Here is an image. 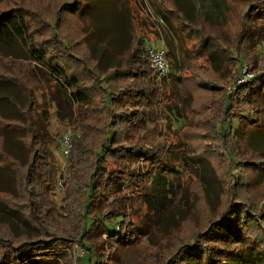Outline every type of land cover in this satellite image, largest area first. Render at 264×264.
I'll return each mask as SVG.
<instances>
[{
  "label": "trees",
  "instance_id": "obj_1",
  "mask_svg": "<svg viewBox=\"0 0 264 264\" xmlns=\"http://www.w3.org/2000/svg\"><path fill=\"white\" fill-rule=\"evenodd\" d=\"M190 1L154 0V4L183 55L195 64L186 68L179 81L191 97L184 112L182 135L190 147L199 151L193 152L196 156L211 163L216 177H228L229 199L215 219L218 212H214L208 197L200 188L193 190L194 207L177 224L178 228L187 227V232L163 264H264V196L253 204L242 192V196L236 192L237 187L248 185L261 175L264 163V151L248 143L264 114V70L256 74L252 71L259 43L251 41L254 25L248 21L255 17L264 23V0H246L242 7L247 8L230 43L225 41L224 26L231 22V1L221 0L225 14L215 24L209 22L205 11L194 24L189 18ZM84 4V0H0V37L4 33L13 36L42 70L44 78L41 87L32 85L28 80L31 78L20 75L10 63L12 60L0 58V82L18 86L25 95L20 109L23 120L0 113V166L10 169L15 180L14 192L0 190V202L21 213L35 230L34 234L16 233L7 222H0V264H70L66 251L72 245L84 252L75 257V262L86 254L89 264H105L101 259L104 240L100 245L87 246V237L97 233L114 241L133 238L134 225L126 215L130 199L150 187H164V173L176 165L172 156L180 148L172 150L178 145L168 133L171 126L166 124L168 116H164L166 105L159 102L160 80L167 76L157 78L147 54L149 41L156 45L161 39L158 31L153 24L130 16L133 45L121 52L116 65L103 71L90 46ZM217 6L216 2L212 5ZM68 15H75L84 23L78 42L63 32ZM216 54L221 57V64ZM198 61L207 64L196 68ZM223 66L228 70L225 76ZM243 67L253 75L238 84ZM170 74L168 66L167 75ZM45 87L52 95L60 89L67 94L70 104L64 125L80 131L70 138L69 166L76 154L89 160L81 185V209L76 216L80 223L75 230L57 220L58 209L46 190L55 179L57 160L51 147L58 143L38 125L36 91L46 90ZM215 94H221L220 98L213 99ZM240 99L249 105L251 114L236 111ZM234 121L240 131L242 124L249 127L241 134L245 152H237L232 146ZM12 131L22 133L21 143L27 151L24 161L5 148L6 134ZM246 172L244 179L242 173ZM120 186H125L127 192L121 196L113 194ZM100 200L105 205L98 212ZM197 212L194 221L185 224ZM119 215L121 220L116 227L105 222ZM233 242L236 246L232 247Z\"/></svg>",
  "mask_w": 264,
  "mask_h": 264
},
{
  "label": "rangeland",
  "instance_id": "obj_2",
  "mask_svg": "<svg viewBox=\"0 0 264 264\" xmlns=\"http://www.w3.org/2000/svg\"><path fill=\"white\" fill-rule=\"evenodd\" d=\"M84 1L83 10L87 21L86 28L90 30V46L93 55L100 61V67L103 71L116 65L121 52L133 45V38L129 31L130 16L141 22L153 24V27L158 31L161 39L158 38L156 45L163 47L167 53V68L169 66L171 72L166 78L160 80L162 90L159 94V102L166 105L164 116H168L166 124L171 126L168 133L170 139L178 145V148H172V150L177 151L180 148V151L172 156L176 165L171 171L164 173L166 179L164 187L158 186V190L150 187L141 196L132 197L129 201L130 204L126 206V215L134 225L131 228L134 237L114 241L107 239L106 235L99 236L94 233V235L87 237L86 244L87 246H91V243L100 245L101 241L104 240L105 249H103L104 255L101 259L104 260L105 264H163L168 261L171 252H174L176 247L179 246V238L187 232V227L178 228L177 224L194 207L193 201L196 197L192 196L193 190L196 191V188H200L208 197L214 212H218L215 219L218 218L219 211L227 204L229 199L228 187L230 181L228 177H216L211 163L202 157L196 156L195 153L198 154L199 151L194 147H190L188 140L186 141L182 135L181 127L184 123V112H186L191 102V97L185 94L179 81L185 71L195 64L190 62L179 49L167 22L157 13L154 0ZM230 1L232 5L231 22L228 26H224L225 41L228 43L231 42L230 39L234 36L235 30L240 26L243 11L247 8V6L244 9L242 7L246 0ZM250 1L254 2L255 0ZM214 2L218 5L217 7H212ZM189 6L191 7L189 18L194 24L202 19L203 15L201 13L204 11L207 12L209 22L213 24L219 23L225 14L221 0H191ZM258 20L254 17L248 21V24L254 25L251 32V41L259 43L258 52H255L257 57L251 66L255 74L260 70H264V23ZM82 26H84V23L75 15H68L66 16V23L63 25V32L67 34L71 41L78 42L82 36ZM148 35L152 36V34ZM154 42L153 40L149 41L153 44ZM218 56L216 54V60L221 64L222 59ZM2 57L12 60L10 63L13 67H16L20 75L30 77L31 79H28L30 84H37L41 87L44 79L42 70L32 62L27 51L22 48L19 42L7 33L2 34L0 37V58ZM204 63L206 62L198 61L196 68L202 67ZM215 64L213 62V65ZM219 64L216 65L219 66ZM2 67L3 65L0 64V68ZM227 71V68L223 66L222 75L225 76ZM45 88V91H41V89L36 91V102L39 108L38 125L48 138L53 136L58 143V146L53 145L51 147V152L57 160L54 165L55 179L53 184L46 190L49 200L56 207V211L58 209L57 220L66 224L67 228L75 230L80 223L76 216H78L81 209V185L85 180V171L89 165V160L87 156L84 157L86 159H81L80 154H76L72 158L70 167L68 162L69 152L67 155H62V149L65 148L63 134L70 130L72 134L79 135L80 131L78 129L73 131L72 126L64 125L66 121L65 111L70 104L67 94L60 89V92H55L52 95L48 92V87ZM220 95L215 94L213 99H219ZM24 96L18 86L10 82H0V113L8 118L23 120L20 109L25 104ZM235 109L244 115L247 112L251 114L249 105L241 99L238 100ZM252 118L255 119L256 114H253ZM232 124L236 127L234 130L235 141L233 140L232 146L237 149V152H245V143L242 141L241 134L246 132L249 127L242 124L240 131L237 128L236 121ZM259 124L260 126L250 133L248 143L253 148L264 151V114ZM21 135L22 133L19 131L8 132L5 138V148L15 157L24 161L27 151L21 143ZM208 147L212 149V144L209 143ZM217 169L220 172L223 171L218 166ZM261 170V175L255 181L236 188L239 196H242V192L246 198L252 200L253 204L261 201L264 196V163L261 164ZM242 174L246 179L248 173ZM0 190L15 191L13 172L1 166ZM112 192L121 196L127 190L125 186H120ZM104 205L105 202L100 200L97 211L99 212ZM198 213L185 224L188 225L189 222L194 221ZM119 220H121L120 215L110 217L105 222L109 226L116 227ZM0 222H7L16 233H35V230L26 223L21 213L11 211L2 202H0ZM75 246L72 245L66 251V257L71 260L70 264H89V257L86 254L81 257L78 263L75 262V254L79 255L83 252L77 246L78 251L74 253ZM231 246H236V243L233 242ZM239 262L240 260L237 263Z\"/></svg>",
  "mask_w": 264,
  "mask_h": 264
},
{
  "label": "built area",
  "instance_id": "obj_3",
  "mask_svg": "<svg viewBox=\"0 0 264 264\" xmlns=\"http://www.w3.org/2000/svg\"><path fill=\"white\" fill-rule=\"evenodd\" d=\"M147 54L148 57L150 58V61L153 65V67L156 69L157 72V78L162 79L165 76H167V63H166V52L163 47H160L155 44H149L147 46ZM253 73L249 71L247 67H243L240 76L238 77V84H241L248 79L252 77ZM71 136L72 132L70 130H67L63 134V141H64V146L65 148L62 149V155H67V153L70 150L71 146ZM74 252L76 253L78 251L77 246L74 248ZM79 255H82L81 253ZM77 256V254H75Z\"/></svg>",
  "mask_w": 264,
  "mask_h": 264
}]
</instances>
